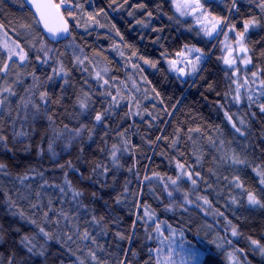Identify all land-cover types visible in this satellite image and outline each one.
<instances>
[{
  "label": "trees",
  "instance_id": "1",
  "mask_svg": "<svg viewBox=\"0 0 264 264\" xmlns=\"http://www.w3.org/2000/svg\"><path fill=\"white\" fill-rule=\"evenodd\" d=\"M261 2L235 0L233 7V0H202L204 10L223 18L226 28L234 24L236 31H243L245 20L258 21L245 43L251 63L246 70L239 63L235 75L223 62L224 35L207 36L193 18L178 14L173 0H64L61 10L70 29L58 42L44 33L24 0H0V29L7 39L2 44L0 37V66L8 65L7 72L0 71V90L12 86L16 93L0 96L7 97L0 127L9 138L7 147L0 146V163L8 173L0 174V264H96L89 250L100 264H157L168 256L157 224L165 236L171 229L202 251V264H230L229 254L240 264H264V255L251 244L257 240L264 245V207L250 205L247 193L233 183L239 177L264 203L258 175L264 171V99L249 100L243 84L253 72L264 80ZM10 43L23 49L26 60L15 55L7 59ZM185 46L201 49L204 59L195 76L183 79L168 61L188 51ZM60 66L66 76L53 73ZM97 73L103 79L98 80ZM238 82L243 87L239 103L233 99ZM45 90L51 102L33 117L31 105L25 108L22 99L40 103L32 93ZM85 94L89 107L82 110L78 98ZM97 112L105 113L101 123L94 119ZM13 127L27 135L13 137ZM173 140L178 141L175 146ZM113 145L121 149L117 167L110 158ZM234 155L245 163L233 164ZM98 164L107 166L106 175L100 174ZM65 173L84 193L79 199L86 207L79 208L77 219L81 231L88 228L95 236V245L76 237L66 241L63 232L70 225L58 213L76 216L79 206L70 192L41 187L45 180L63 186ZM25 174L30 178L22 185L16 178ZM92 215L104 217V232L85 223ZM37 225L56 237L44 245L43 255L28 252L21 243L25 235L44 243ZM233 226L238 236H232ZM157 248L163 251L157 253Z\"/></svg>",
  "mask_w": 264,
  "mask_h": 264
},
{
  "label": "snow or ice",
  "instance_id": "2",
  "mask_svg": "<svg viewBox=\"0 0 264 264\" xmlns=\"http://www.w3.org/2000/svg\"><path fill=\"white\" fill-rule=\"evenodd\" d=\"M113 2H115V0H113ZM124 2L127 3V0H124ZM63 4H64V0H61L60 4L51 3L49 0V2L39 3L36 5L37 11L40 14V20L43 21V23H44V28L47 30L48 33L51 34V36L53 38H58L61 34H68V30H69L68 29V23L64 19L62 13L60 12V8ZM259 6L262 10H264V0H262V2L260 3ZM139 7L143 8L144 5H139ZM176 7H177V11H180L181 15L185 14V12L181 11L182 8H190L193 11H197V10H200L202 8V6L199 3V0H194V4L188 3L187 0H185V2L183 4H180L177 2ZM233 7H235V0H233ZM69 14H71V13H69ZM129 14L131 15V13H129ZM148 15L151 16V13H148ZM88 19L93 20L94 17L89 15ZM202 20L208 21L209 16L206 13H202ZM97 23H99V22L97 21ZM137 23L143 24V21H137ZM211 23H212L211 28H208V27L204 28V32L208 36H212L213 32L219 27V25L221 23L226 24V21H224L223 18H218V17L213 16V17H211ZM256 26H258V21L255 18H252V19L245 20L243 22V31H236V26L234 24L228 27L229 31H232L235 33V42H236V45L238 46V51L240 53L244 54L243 56L237 57L236 59H240L241 63H243L245 65L248 63H251V57L247 55L249 49H248L247 45L245 44V34L248 32L250 27H256ZM0 27H2V26H0ZM16 47L19 48L20 46L17 44ZM185 48L187 49V46H185ZM187 50L189 53H192V52L199 53V55H196L192 59H188L187 57H185V54L183 52L177 54V55L184 58L183 59L184 64L191 65V68L187 72L185 71L184 68L177 69L175 67V65L177 64V61H175V60H169L168 61L169 65L172 66V70L178 71L181 75H191L192 73H195L198 70V65H199V62L201 60V55H203V53L201 52V49H199V48H192V49H187ZM14 55H18L19 60L21 62H23L27 58L26 54L23 53L22 48L20 49V53H16L12 50H9V54L7 56V59L12 60V57ZM121 55H123V53H121ZM45 56H47V51L45 52ZM228 57H232V49H229ZM139 58L144 60L145 64H150L152 67L156 66V62L144 59L143 57H139ZM236 59L225 58L223 62L229 66H232L236 63ZM7 69H8V65L6 63L3 64L2 66H0V71L7 72ZM52 71L57 76H61V75L66 76L67 75L63 66H60L58 69L53 68ZM234 71L236 73H238L239 69H235ZM252 75H253V77H256L257 73L253 72ZM52 78L53 77H51V76L48 77V79H52ZM96 78L98 80L103 79L99 73H97ZM65 83H67V80H65ZM103 83L108 84V81L103 80ZM245 83H247V79H245ZM260 85H261V87H264V80L260 81ZM153 91L155 92V89H153ZM3 93H8L9 95H16V93L13 91L12 86H6L2 90H0V96H3ZM106 94L112 95L110 92L106 93ZM32 95H38V99H39L40 103L34 102L30 97L27 100L22 99V103H23L25 108H27V106L29 104L31 105L32 109L34 110L33 111V117H35L36 113L40 112L42 106H46L47 104H49L51 102V97L49 96V93L46 90L41 91L38 94L33 92ZM156 96L158 97L159 93H156ZM233 99L237 103L240 102L239 86L236 89V94H235V96H233ZM248 99L251 100L252 97L249 96ZM112 100L115 101L116 96H112ZM6 101H7L6 96H4L2 99H0V109L5 108ZM89 101H90V97L87 94H85L84 98H78V103H79V106L82 110H86L89 107ZM260 108H261V111H264V104L260 105ZM225 115L227 116L229 121L232 120V117L230 115H228L227 113H225ZM104 116H105L104 112H97L94 116V119L97 123H101L104 119ZM25 119H27V117H25ZM48 119L51 121L52 117L48 116ZM240 123L243 124L244 121L241 120ZM12 124L14 125L15 121H12ZM232 127L235 129L236 132H239V133H241V135H243L241 128L237 127L235 123L232 124ZM65 128H67V126H65ZM82 130H83V126L81 127V129L76 131V134L79 135L80 131H82ZM12 135H13V137H18V136H25V135H27V133H25L23 130L17 132L15 130V128L13 127ZM8 139H9L8 135L4 132L3 128L0 127V146L7 147L8 146ZM127 143H128L127 141H124L125 145H127ZM176 143H178L177 140L172 141L173 146H175ZM8 150L11 151L10 148ZM120 150L121 149L118 145L112 146L110 158H111L113 167L118 166V153L120 152ZM124 150L127 151V147H125ZM230 159H231V162L233 164L245 163L244 160L240 159V157L236 156V155L232 156ZM69 166H71V165H69ZM177 167L182 169V170L184 169V165L181 163H177ZM96 168L100 169L101 175H106L107 172L109 171L107 166H105L103 164H98L96 166ZM6 169H7V166L3 163H0V174L8 175ZM185 174L188 176L189 179L192 178V173L190 171H186ZM40 175L42 176L43 174L41 173ZM197 175H198V173H197ZM258 175H260L262 177L260 182L262 184H264V171L258 170ZM29 178L30 177L28 176V174H25L21 177H17L16 179L19 181L20 184L23 185L24 182L26 180H28ZM146 179H147V177H146ZM171 183L173 185H175L177 183V180H172ZM192 183H193V185H195L196 181L192 180ZM233 183H234L235 187L241 188L244 190L245 193H247V201L250 205L264 207V203H262L261 200L258 199L254 193H252V192H250L244 188V185L239 182V177H236L234 179ZM44 186L57 187L59 189V191L61 193H64L65 195L68 192H70L72 200L76 201L78 206H79L77 209V215L76 216L69 215L68 213L64 212L63 210H60L58 213L59 217H61L63 219V221H67L68 225H70V227L66 226L65 230L63 232V236L66 238V241H73V238L76 237L80 241H90L93 245H95L97 243L95 236L92 234L91 231H89L88 228H84L83 231H81V229L79 227V221L77 219V216L79 215V208L86 207L85 205H83V203L79 199L80 197H82L84 195V193L82 191L78 190L72 184V181L67 178V173H65V176H64L63 186H61V185H49L46 180L41 185V187H44ZM25 187H28V186L25 185ZM0 190H2V189H0ZM5 195L7 196V200H8V203L10 204V206L15 207L16 205H15V202L12 200V197L10 195H8V193H5ZM36 195H37V197H39L40 193L37 192ZM93 195H95V194H93ZM168 195L171 196L172 193L169 192ZM185 195L187 196V194H185ZM185 202L190 203L191 201H188L186 199ZM204 202L208 203L207 199H204ZM231 202L233 204L237 203L235 198H233ZM117 203H120L119 198H117ZM39 206H40L39 204H33L32 205L33 208H38ZM20 215L23 216V213L21 212ZM43 215L46 218V222H50V221H47V213L45 212V213H43ZM221 215H222V213H221ZM103 221H104V217L92 215L90 220H85V223H87L91 227L95 228L98 232H104L106 226L103 223ZM32 223H36V221L33 220ZM55 223L57 225H59L61 223V219H57L55 221ZM229 223H231V222H229ZM37 226L39 229V236L43 238L44 243L41 244L36 236H28V235H25L22 238L21 243L24 245V247L27 249L28 252H30V253L35 252L36 254L43 255L44 254V252H43L44 245L47 242H49L53 239H56V237L54 236V234L52 232L46 230L44 227L39 226V225H37ZM168 227H170V226H168ZM155 231L160 236L163 237V240H161L160 243L163 244L165 240L169 239V237L164 235V231L159 224H157L155 226ZM231 234L234 237L239 235L238 230L235 226L232 227ZM116 235L120 239H125V237L119 232ZM251 244L255 245L259 249L261 254L264 255V245H261L260 242L257 240H251ZM38 246L40 248V251L36 252V249ZM155 251L157 253H160L163 250L161 248H157ZM88 255L91 257L92 260L96 261V264H100V262L97 260L96 255L93 251L89 250ZM10 264H11V262H10ZM81 264H83V262H81ZM157 264H162V262L160 260H157ZM163 264H174V261H173L171 254H169L166 257ZM182 264H198L197 259H196V252L190 251V252L186 253L185 254V261L182 262Z\"/></svg>",
  "mask_w": 264,
  "mask_h": 264
},
{
  "label": "rangeland",
  "instance_id": "3",
  "mask_svg": "<svg viewBox=\"0 0 264 264\" xmlns=\"http://www.w3.org/2000/svg\"><path fill=\"white\" fill-rule=\"evenodd\" d=\"M173 2L175 5V8H176V11H177V7H176L177 2L180 4H183L185 2V0H173ZM187 2L190 4H194V0H187ZM199 3L202 6V8L200 10L193 11L190 8H182L181 11L185 12L184 15H181L180 11H177V12L182 17L193 18L196 21V23L198 24V26L204 31L205 27H208V28L212 27V23H211V17L212 16L204 10L202 0H199ZM202 13H206L209 16L208 21L202 20ZM251 28L252 27H250L248 32L245 34V43H246L247 35L251 31ZM222 34L224 35L223 45H222L223 46V50H222L223 51V59H225V58L236 59L237 57L243 56L244 54L240 53L238 51V46L236 45V42H235V33L232 31H229L228 28H226L222 25V23L213 32L212 36H209V37H216L217 35H222ZM0 37H2L4 39L2 44L7 43V39L5 38L6 36L1 29H0ZM10 45H11V49L14 52L20 53V47L17 48L16 46H14V44H11V43H10ZM229 49H232V57H228ZM184 54H185V57H187L188 59H192L196 55H199V53H195V52L189 53L188 51L184 52ZM247 55L250 56L249 52L247 53ZM15 57H19V56L15 55ZM183 59H184L183 57L179 56L175 60V61H177V64L175 65V67L177 69L184 68L185 71L187 72L191 68V65L184 64ZM203 59H204V57L201 55V60L199 62L198 68L202 64ZM239 63L241 64V67L243 70H246L250 65V63H248L246 65L241 63L240 59H236V63L232 66H229L225 63L224 64L229 68L237 69V66ZM170 69L172 70V66H170ZM172 72L177 76H181V74L178 71L172 70ZM195 74H196V72L192 73L191 75H184V77L186 78L187 76H195ZM235 75H237L236 72H235ZM245 79L243 80V84L245 85V88L250 93V96L257 98V99H261V98L264 99V91L262 90V87L260 85L259 78L257 76L253 77V75H252V77L250 79H247V83H245ZM238 86H239V90H241L243 88L242 85H240V82L237 83V87ZM168 237H169V239L165 240L164 243L162 244V248L165 252L168 253V255L171 254L173 261H174V264H182V262L185 261V254L190 252V251L196 252L197 262H198V264H202L203 259H204V253L202 251L198 250L194 246L187 243L185 241V239H183V237L180 236L179 233H177L171 229H168ZM166 257L167 256H165V255L162 256V262L165 261ZM228 258H229L230 264H240L234 255L229 254Z\"/></svg>",
  "mask_w": 264,
  "mask_h": 264
},
{
  "label": "water",
  "instance_id": "4",
  "mask_svg": "<svg viewBox=\"0 0 264 264\" xmlns=\"http://www.w3.org/2000/svg\"><path fill=\"white\" fill-rule=\"evenodd\" d=\"M26 6L35 14L37 20H38V23L39 25L41 26V28L43 29L44 33L53 41L55 42H58V41H61L63 40L64 38H66L69 34V30H68V34H61L58 38H53L51 36L50 33L47 32V30L44 28V23L43 21L40 20V14L39 12L37 11V8H36V5L39 4V3H46V2H49V0H24ZM51 3H56V0H50ZM60 12L62 13L64 19L67 21V19L65 18V15L63 13V11L61 10L60 8ZM68 23V21H67ZM68 29H70L69 27V23H68ZM183 79H185L184 75H182Z\"/></svg>",
  "mask_w": 264,
  "mask_h": 264
}]
</instances>
